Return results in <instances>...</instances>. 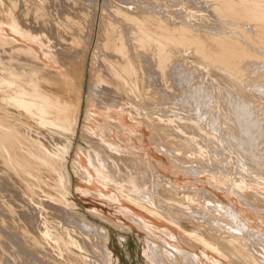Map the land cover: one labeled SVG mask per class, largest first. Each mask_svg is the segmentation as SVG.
Returning a JSON list of instances; mask_svg holds the SVG:
<instances>
[{
	"label": "bare ground",
	"instance_id": "bare-ground-1",
	"mask_svg": "<svg viewBox=\"0 0 264 264\" xmlns=\"http://www.w3.org/2000/svg\"><path fill=\"white\" fill-rule=\"evenodd\" d=\"M99 3L0 0V84L23 87L0 89V264H110L109 232L71 212L69 187L61 172L68 139L51 130L59 126L73 131L76 125L94 36L91 106L94 103L102 112L124 107L145 118L178 121L187 136L172 125L144 119L174 176H218L221 186L215 187L234 190L242 207L259 222L260 229L253 228L233 202L225 206L210 192L179 186L160 173L163 163L141 164L118 155L113 147H103L98 152L104 167L95 154L90 162L111 180L104 185L115 191L109 201L122 203L120 196L131 202L134 207L128 206L124 215L171 249L148 244L153 263L199 264L190 251L152 235L148 228L176 240L173 231L146 223L136 210L170 223L188 243L233 264H264V191L238 189L245 188L249 174L240 170L239 161L233 164L227 153L224 157L218 144L232 138L250 157L261 155L257 149L264 145V0H102L101 11ZM44 43L54 48L55 57ZM25 82H32L37 91ZM23 89L42 97L31 98ZM121 120L110 124L125 130ZM189 135L211 147L214 159L209 165L187 167L191 161L186 151L165 143L194 147ZM197 150L195 161L205 160ZM259 157L255 160L264 170ZM75 166L81 179L90 183L88 171ZM252 167L258 169L256 164ZM192 193L201 200L199 195L193 200Z\"/></svg>",
	"mask_w": 264,
	"mask_h": 264
},
{
	"label": "rangeland",
	"instance_id": "rangeland-1",
	"mask_svg": "<svg viewBox=\"0 0 264 264\" xmlns=\"http://www.w3.org/2000/svg\"><path fill=\"white\" fill-rule=\"evenodd\" d=\"M99 4H100L99 10L101 11L102 0H100ZM96 41H97V37L94 36L93 44L91 45L89 53L87 55V63H86L87 68L85 72V79H83L85 84L84 82L82 84V100L80 102V107L77 113L76 125L73 131H67L63 127H59V126H52L51 130L60 135L65 136L68 139V144L63 149L64 152H63V160L61 163V172L68 183L69 193L67 196V201L73 205L71 212L74 214L76 213L78 216H82L85 220L94 224L96 228L100 229L101 227L109 232L110 240L108 245L110 250L112 251L110 264H154L151 259V252L149 249V246L151 244L156 243L157 245H161L165 250L169 252H171V249L167 245L158 242L154 237L152 236L150 237L148 232H146L147 230L145 228L136 227L128 219V217L124 215L123 213L124 210L128 211L129 209H131L128 206L134 207V205L131 202L127 201L126 199L120 196H118L119 197L118 199H120L122 203H113L109 201L110 198H114L112 197L113 196L112 193L115 191H113L112 189L107 191L104 185L108 184V182H110L111 180L105 174H101L99 171H97L96 168L92 166L90 162L91 155L95 154L98 158V162L100 166L104 167L102 159L100 157L101 154L98 152V150L106 146L111 148L113 147L114 152L117 153L118 155L130 157V158L132 157L135 160L139 161V163L141 164L147 165L150 162H153L154 165L158 167L159 162L163 163V167L159 168L161 174L165 175L167 178L176 180L179 186L183 187L188 191L190 190L192 191L194 188H197L200 190H205L207 192H210L216 195L223 202L225 206H230L231 203L233 202V204L237 208V211L240 212L243 217L252 221L251 226L253 228L260 229L259 222L257 221V219H255L253 215L247 213L244 207H242L240 201L236 197L234 190L228 191V189L224 190V188L221 189L215 187V186H221L218 181L219 179L218 176L211 173H206V174L204 173L203 175L197 174L198 176L197 177L196 175H191V174L186 175V173L184 172H179L177 176H174L167 155L163 153L162 150L158 149L155 146L153 142V133L145 123L144 119H148V120L153 119L161 124L172 125L175 127V129L178 132L184 134L182 128L180 127L181 125H179L178 121H173L169 123L167 120H162L157 117L150 118L146 116L147 118H145V116L143 114L141 115V113L135 115L131 112L126 111L124 107L111 108L108 111L102 112L96 105H94V103L93 106H91V101L89 100L90 78H91L90 66H91L92 53ZM44 49L53 57H55V50L51 45L45 44ZM25 84L27 85V88H31L34 91H37L36 86L32 84V82L31 83L25 82ZM10 87L18 88V89L23 88L19 84H16L15 87L13 85L12 86L5 85V83L0 84V89L2 90ZM28 90L29 89H27V91L26 89H23L24 95L30 94L31 98L35 97L32 95H36V93H31ZM36 97L41 98L42 96L36 95ZM152 113H155V111H152ZM115 116H117L116 118H118L119 120L122 119L121 123L124 126L125 130L122 128H118L116 126L114 127L110 124L112 121L116 120V118H113ZM92 120H95L97 124H94ZM99 125L106 126L105 128L107 129L108 133H106L107 132L106 129L105 130L101 129ZM88 127L91 128V131L86 130ZM206 132H207L206 135L210 137L211 134L208 133L210 131L207 129ZM90 135L92 137H90ZM137 135H139L140 138ZM184 135L187 136L186 134ZM189 137L192 140V142L195 144L194 147L198 149L197 151L200 152L199 153L200 156H202L203 159L205 160L198 162L195 161L196 157H198V154L196 153V149L193 146L184 147L183 145L180 146L179 143H174L172 141L165 143L168 147L179 149L181 151H186L187 154L186 157L188 158L189 162L191 161L189 163L190 165L189 164L186 165L187 167L193 168L198 166L199 168L201 166V168H203L206 165H209V162L211 160L213 161L214 159L213 155L209 153L211 152V147L208 145L206 146L204 141L199 140V138L194 137V135H189ZM226 141L227 140L225 139L224 143L218 142L219 146L221 145L220 147L222 148L223 156L226 157V153H227V158H229V161L232 162L233 164L234 162L237 163L239 161L240 170L242 168L244 172L247 171L246 174L247 173L249 174L247 175L249 176L250 180L249 181L246 180L247 182H244L245 188L239 186L238 189L247 190L248 192L251 191L260 192V190L264 191V186L263 187L258 186V185H264L262 184L264 183V170L262 169L263 167L257 163L258 161L256 162L259 156L255 155L253 157H250V155H247L243 151L241 145L238 146L239 143L237 144L236 141L233 140L232 138L228 139L227 141L228 143ZM232 142L233 144L231 145ZM98 143L100 144L98 145ZM101 144H103V146H100ZM258 146L259 147L257 149L258 152L257 155L263 154L262 158H260L261 157L260 155L259 159L264 160L263 159L264 151H262L264 150L263 148L264 145L262 144L261 147V144H259ZM236 147L237 148L239 147L238 152ZM156 149L159 150V152ZM241 151L244 152L243 154L245 156L241 154L242 153ZM260 151L262 152L260 153ZM85 153H88L89 158L86 157ZM237 154H239V156ZM242 155L246 158H243ZM193 156L196 157L194 158ZM248 158H251L252 160ZM76 163L81 165L86 171H88L90 183L81 179V176L78 173V169L75 166ZM191 163L193 166L191 165ZM197 163L199 164L201 163V164L199 165ZM195 164L197 165L195 166ZM255 164L258 166V169H256V167H252V165L255 166ZM261 171L263 172V174ZM219 172L221 171L219 170ZM258 173H260L259 174L260 176L258 175ZM219 175H221V173H219ZM256 181H258L259 184ZM246 186L247 187L250 186V187L247 188ZM154 189H155L154 186H152V192H155ZM91 193H95L98 196H95ZM197 196L194 193L193 196H191V198L193 200H196ZM200 200H201V196H200ZM211 205L213 206V204L210 203L208 204V206H210V208L212 209L213 207ZM205 210H206L205 212L214 215L212 211L208 209ZM137 212L141 214V216L139 215V217L142 218L146 223L151 225H156L158 228L162 230L170 229L171 231H173L176 237V240L174 241L170 240L164 234L148 228V230L152 235L159 236L160 238L167 241L170 245L179 248L181 250L190 251L191 253L196 255L199 264H233L229 259H228L229 261H227L225 257L223 258V256L222 257L218 256L206 250L201 245L198 246L195 244L188 243L186 239L182 235H180L179 231L175 229L170 223L168 222L166 223V221L163 220L161 221L159 219H155L152 216H149L146 212H141V211L139 212L138 210H136V213ZM225 219L226 218L223 219V224L226 223ZM116 225L120 227L126 226V228L131 227L132 231H128L125 228H119ZM120 236H124L125 238H127L128 242L127 243L122 242L120 240L121 239ZM146 253L148 256L146 255Z\"/></svg>",
	"mask_w": 264,
	"mask_h": 264
}]
</instances>
